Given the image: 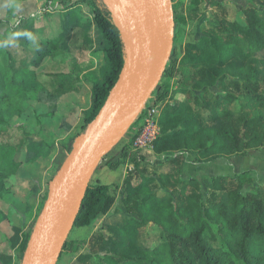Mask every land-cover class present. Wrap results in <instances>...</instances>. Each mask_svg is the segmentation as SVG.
Listing matches in <instances>:
<instances>
[{
    "label": "trees",
    "instance_id": "16d2710c",
    "mask_svg": "<svg viewBox=\"0 0 264 264\" xmlns=\"http://www.w3.org/2000/svg\"><path fill=\"white\" fill-rule=\"evenodd\" d=\"M80 2H87L93 11L94 23L102 38L104 65L100 69V79L92 87V105L84 112L78 136L87 131L105 104L127 55V43L114 20L109 2L73 0L72 5ZM176 5L177 1L172 0L175 24ZM243 15L244 20L238 24L226 19L219 20L198 40V51H188L181 59V64L192 70L189 80L185 79V84L181 85L185 87L181 92L195 89L199 108H207L209 104L204 101L205 92H213L208 87L210 78L222 80L226 75L231 76L226 81L230 82L229 87L233 92H227L222 100L217 93L212 102L218 124L200 128L195 123L192 103L167 106L160 113V134L153 148L157 155H164L163 165L174 166L171 171L161 175L162 186L165 190L172 188L171 194L157 195L150 187L155 183L150 177L141 176L136 183H126L123 205L136 218L130 219L121 228L119 242L107 257L99 258V250L92 243L91 250L81 255L80 261L90 260L93 264H264V192L254 188L242 193L244 184L252 182L250 171L215 177L213 183H220V193L217 194L214 189L207 190L209 195L206 197L198 179L180 177L189 150L196 151V161L209 162L235 154L245 155V150L251 147L264 148V72L260 77V72L250 66L251 61L264 51V19L254 8L244 9ZM46 44L54 57L60 39L46 40ZM174 67V62H168L163 77L168 76ZM78 77V74L53 73L49 83L51 87L58 84L56 93H64L75 89L73 82ZM1 84L0 198L9 189L8 178L21 167L18 160L21 145L29 137L26 128L17 123L23 112L21 100L36 97L37 92L27 87L22 70L16 68L12 58H8L3 68ZM166 93L158 99L164 98ZM240 99L247 101L246 107L253 111L252 116L243 111L238 115L230 108L231 102ZM147 114L146 108L139 107L122 121L96 170L102 161L107 168L115 169L126 159L132 151L134 137L145 124ZM15 128L23 136L20 146L8 137ZM122 140L123 144L118 146ZM94 177L95 172L73 228L89 226L98 216L107 214L115 203L118 187L95 182ZM47 197L48 193L45 199ZM148 223L154 224L160 233V242L153 248H143L136 243L137 227ZM31 232L22 240L18 256L20 264ZM93 239L102 240V234L96 232ZM72 244L73 241L67 238L57 264L62 254L72 249ZM2 261L3 255H0V264Z\"/></svg>",
    "mask_w": 264,
    "mask_h": 264
},
{
    "label": "rangeland",
    "instance_id": "374dc122",
    "mask_svg": "<svg viewBox=\"0 0 264 264\" xmlns=\"http://www.w3.org/2000/svg\"><path fill=\"white\" fill-rule=\"evenodd\" d=\"M106 1L117 14L116 5L118 7L119 5L115 0ZM129 1L133 14V0ZM176 1L177 23L174 22L173 28V36L176 33V40L175 44L171 42L169 61L167 60L169 64L174 62L175 67L168 76L162 75L141 107L147 109L155 104L161 107L162 112L167 106L173 107L183 102L192 103L195 123L200 128L217 125L218 117L212 102L217 93L222 100L227 92H233L229 87L230 82L226 81L231 79V76L226 75L222 80L210 78L208 87L209 91L213 92L204 91L206 95L204 103L209 102L210 105L208 104L207 108H199L196 100L198 95H195L198 92L195 89L187 87L191 90L181 92L185 88L181 85L185 84V79L189 80L192 72L189 67L181 64V59L188 51L197 52L198 40L207 29L221 19L238 24L239 21L244 20L243 10L247 8H254L264 19V0ZM213 1H216V4H213ZM33 2L35 3L33 9L25 11L24 15L16 16H13L12 10L6 4H0V41L6 39L12 32H30L34 37V40H29L21 35L16 40L15 47L0 48V91L1 76L8 58H12L16 62V68L22 70V77L27 87L37 91L36 97H26L21 100L23 112L17 123L26 128L29 137L25 139V144L21 145L18 159L21 167L8 178L9 189L0 198V234L1 229L10 232L12 225L21 222L30 232L33 230L44 206L50 179L66 159L68 149L80 132L84 112L92 105V87L100 79V68L104 64L98 29V35L95 41H92L96 49L89 52L92 42H88L87 32L94 19L92 10L86 4L76 3L70 9L73 0H34ZM52 38L60 39L59 49L54 57L53 51L46 44V40ZM250 66L252 69L253 67L257 69L260 77L262 76L264 51L251 61ZM53 73L78 74L79 77L73 82L75 89L56 93L58 84L51 87L49 83L50 75ZM221 76L222 74L218 77ZM165 92H167L166 96L158 99L160 95H165ZM246 102L240 99L238 102H231L229 106L238 115L243 111L252 116L253 111L246 107ZM9 134V140L20 146L23 140L20 131L15 128ZM123 142L120 141L118 146ZM186 155L192 159V164L186 165L184 172L183 164L180 177L186 180L198 179L205 197L209 195L207 190L214 189L217 194L220 193V183H213L215 177L232 176L243 171H250L252 182L244 184L242 193L253 191L254 188L264 192V148L262 147L248 148L245 150V155L235 154L212 160L218 161L216 167L199 166L198 163L209 164L212 161H196L195 150L187 151ZM163 157L164 155L156 153L141 155L132 145V151L117 168L109 169L104 165V161L100 163L98 169L94 171V181L115 184L118 187L115 203L107 214L98 216L89 226L71 229L68 238L73 241L72 249L62 254L58 264H93L90 260L80 261V256L91 250L92 243L99 250V258L107 257L116 248L121 228L127 225L130 219L136 218L123 205L126 183H136L141 176L150 177L155 180L150 187L157 195L171 194L172 188L165 190L162 186L161 175L171 171L174 166L163 165ZM96 232L102 234V240L93 239ZM159 242V229L154 224H141L137 227L136 243L139 246L153 248Z\"/></svg>",
    "mask_w": 264,
    "mask_h": 264
},
{
    "label": "water",
    "instance_id": "95a60500",
    "mask_svg": "<svg viewBox=\"0 0 264 264\" xmlns=\"http://www.w3.org/2000/svg\"><path fill=\"white\" fill-rule=\"evenodd\" d=\"M116 5V4H115ZM114 20L127 43L119 78L105 104L67 155L48 186V197L31 232L21 264H57L90 179L116 128L160 81L174 28L172 0H133V15L116 5Z\"/></svg>",
    "mask_w": 264,
    "mask_h": 264
},
{
    "label": "crops",
    "instance_id": "0c3cea01",
    "mask_svg": "<svg viewBox=\"0 0 264 264\" xmlns=\"http://www.w3.org/2000/svg\"><path fill=\"white\" fill-rule=\"evenodd\" d=\"M33 1L34 0H21V2H19L21 4V10L19 12H17L16 15H24L23 13L25 11H29L30 9H33V7H35V3ZM79 4L80 5L86 4L91 9V7L89 6V4H87V2H80ZM75 5L70 7V9L73 8ZM92 13H93V11H92ZM97 31H98L97 27H96L94 20H93L91 28H90L89 32H87V34L89 35L88 36V42L89 43H91L92 41H95L96 36L98 35ZM9 32H11V29H9ZM99 35H100V45H101V49H102V38H101V34H99ZM92 45H90L91 48H90L89 52H92L93 50L96 49V45L93 44V42H92ZM102 52H103V49H102ZM103 56H104V53H103ZM189 163L192 164V159H190V157L187 156L186 162L184 163V166H183V172L185 171L186 165H189ZM198 164H199V166L210 165V166L216 167V165L218 164V161L217 162L212 161L211 163L209 162V164L208 163L207 164L198 163ZM232 167H234V166H232ZM228 168L231 169L229 166H228ZM1 230L4 232L2 234V231H1V234H0V244H1L0 255H3L2 264H18L19 263V261H18L19 249H20V246L22 244V240H23L24 236L30 232V230L26 229V226H24V224L22 222L20 224L12 225L10 228V232L6 231V229H1Z\"/></svg>",
    "mask_w": 264,
    "mask_h": 264
},
{
    "label": "built area",
    "instance_id": "2783aa9c",
    "mask_svg": "<svg viewBox=\"0 0 264 264\" xmlns=\"http://www.w3.org/2000/svg\"><path fill=\"white\" fill-rule=\"evenodd\" d=\"M147 118L145 124L136 134L133 140V146L141 155L154 154V141L160 134L159 117L161 107L155 104L147 108Z\"/></svg>",
    "mask_w": 264,
    "mask_h": 264
},
{
    "label": "clouds",
    "instance_id": "9594fccd",
    "mask_svg": "<svg viewBox=\"0 0 264 264\" xmlns=\"http://www.w3.org/2000/svg\"><path fill=\"white\" fill-rule=\"evenodd\" d=\"M0 4H6V6L12 10L13 16L21 10L19 0H0ZM21 35L26 36L29 40H34V37L30 32H12L6 39L0 41V48L15 47V42Z\"/></svg>",
    "mask_w": 264,
    "mask_h": 264
},
{
    "label": "bare ground",
    "instance_id": "6f19581e",
    "mask_svg": "<svg viewBox=\"0 0 264 264\" xmlns=\"http://www.w3.org/2000/svg\"><path fill=\"white\" fill-rule=\"evenodd\" d=\"M115 2L119 5L120 9H123L125 12L126 17L131 19L132 17V10L130 8V1L129 0H115Z\"/></svg>",
    "mask_w": 264,
    "mask_h": 264
}]
</instances>
